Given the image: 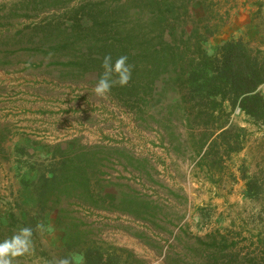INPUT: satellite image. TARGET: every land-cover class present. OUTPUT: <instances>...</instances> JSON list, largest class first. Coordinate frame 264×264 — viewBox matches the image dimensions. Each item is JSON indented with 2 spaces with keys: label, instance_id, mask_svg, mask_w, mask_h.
<instances>
[{
  "label": "rangeland",
  "instance_id": "rangeland-1",
  "mask_svg": "<svg viewBox=\"0 0 264 264\" xmlns=\"http://www.w3.org/2000/svg\"><path fill=\"white\" fill-rule=\"evenodd\" d=\"M199 37L264 51V0H0V240L32 229L13 264H264V120L227 104L212 139L154 68ZM106 55L132 75L99 97Z\"/></svg>",
  "mask_w": 264,
  "mask_h": 264
},
{
  "label": "trees",
  "instance_id": "trees-1",
  "mask_svg": "<svg viewBox=\"0 0 264 264\" xmlns=\"http://www.w3.org/2000/svg\"><path fill=\"white\" fill-rule=\"evenodd\" d=\"M208 38L199 37L193 42L181 40L185 47L184 58L180 57L181 47L168 40L166 52L156 51L154 68L159 74L165 70L169 80L180 84L182 97L191 104L189 112L198 118L205 117L207 122L211 120L212 129L215 128L211 138L216 139L233 129L229 126L231 113L226 109L227 104L256 121L264 120V98L259 92L264 85V51L256 54L252 42L232 39L219 46L211 56L204 48ZM222 120L224 123L218 124ZM207 144L205 142L203 147ZM212 145L213 141L210 147ZM111 263V257L103 260L94 253L84 264Z\"/></svg>",
  "mask_w": 264,
  "mask_h": 264
},
{
  "label": "clouds",
  "instance_id": "clouds-1",
  "mask_svg": "<svg viewBox=\"0 0 264 264\" xmlns=\"http://www.w3.org/2000/svg\"><path fill=\"white\" fill-rule=\"evenodd\" d=\"M102 73L93 88L99 97L107 96L113 87L126 86L131 80L132 66L128 63L126 55L113 58L104 56L101 62ZM32 229L21 228L10 237L0 240V264H13L15 258L28 254L31 250ZM60 264H70L64 259Z\"/></svg>",
  "mask_w": 264,
  "mask_h": 264
}]
</instances>
